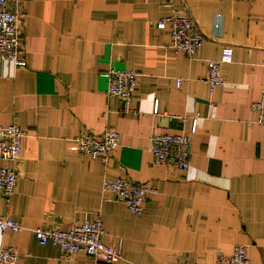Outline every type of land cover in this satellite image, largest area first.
<instances>
[{"label": "crops", "instance_id": "1", "mask_svg": "<svg viewBox=\"0 0 264 264\" xmlns=\"http://www.w3.org/2000/svg\"><path fill=\"white\" fill-rule=\"evenodd\" d=\"M16 9L25 65L0 58V125L25 129L18 158L0 162L17 173L11 204L0 197V216L22 227L0 230L16 264H104L33 233L82 220H99L103 242L120 247L111 264H231L216 251L237 244L264 264V129L250 107L264 85V0H17ZM180 9L205 38L194 57L170 50L168 29L156 27ZM224 44L232 61L210 89L206 61ZM111 69L137 73L131 101L106 93ZM106 129L119 134L106 163L78 155L75 137ZM153 131L190 136L187 170L153 163ZM115 177L156 190L142 214L102 191Z\"/></svg>", "mask_w": 264, "mask_h": 264}, {"label": "built area", "instance_id": "2", "mask_svg": "<svg viewBox=\"0 0 264 264\" xmlns=\"http://www.w3.org/2000/svg\"><path fill=\"white\" fill-rule=\"evenodd\" d=\"M17 0H0V58L10 60L16 66L25 65L20 56L23 53V41L20 35V17L16 9ZM219 29L220 23H215ZM156 27L167 28L170 34L168 48L174 52H181L188 57H194L204 42V36L196 27L195 22L186 9L162 17L156 22ZM233 48L224 44L218 58L206 61L207 74L204 82L210 89L224 84L220 67L223 63H230ZM107 81L106 93L125 102L132 100L136 84L137 73L131 70L111 69L105 74ZM176 86L181 85L182 79L176 78ZM158 101L155 100L154 112L157 111ZM251 109L257 111L256 123L264 129V85L261 97L252 102ZM25 136V129L17 124L0 125V162L15 161L21 149V141ZM79 156L97 159L106 163L112 151L118 146L119 134L113 129H106L101 133H83L74 138ZM150 151L153 163L156 165L171 164L179 170L185 171L189 167L191 154V138L184 134L160 133L153 131L150 136ZM17 173L11 166H0V197L11 204V197L16 188ZM102 191L110 192L122 201L134 215L144 212V203L149 193L156 192L153 187L134 185L123 177L104 178L101 181ZM21 225L8 216H0V230L17 232ZM33 233L40 244L52 243L60 251L70 256L82 252L100 259L104 264H111L121 258L120 247H114L103 242L105 230L99 220H82L71 223L65 229L36 228ZM264 250V222L262 227ZM220 263L250 264L247 258L246 245L234 246L231 255L216 251ZM18 252L13 247H0V264H16ZM176 264H190L178 262Z\"/></svg>", "mask_w": 264, "mask_h": 264}]
</instances>
